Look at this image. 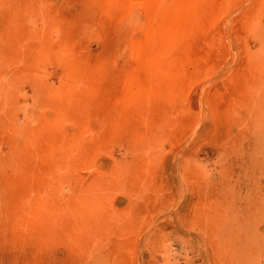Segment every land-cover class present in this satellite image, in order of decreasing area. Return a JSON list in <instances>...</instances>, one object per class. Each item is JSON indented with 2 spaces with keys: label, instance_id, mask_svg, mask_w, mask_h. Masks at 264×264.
Listing matches in <instances>:
<instances>
[{
  "label": "rangeland",
  "instance_id": "374dc122",
  "mask_svg": "<svg viewBox=\"0 0 264 264\" xmlns=\"http://www.w3.org/2000/svg\"><path fill=\"white\" fill-rule=\"evenodd\" d=\"M121 1L0 0V264H264V0Z\"/></svg>",
  "mask_w": 264,
  "mask_h": 264
},
{
  "label": "bare ground",
  "instance_id": "6f19581e",
  "mask_svg": "<svg viewBox=\"0 0 264 264\" xmlns=\"http://www.w3.org/2000/svg\"><path fill=\"white\" fill-rule=\"evenodd\" d=\"M120 1H121V0H120ZM133 1H134V2L137 1V2H140V4L143 3V4L145 5V3H146L147 1H149V0H128L126 3H131V2H133ZM153 1H154V0H153ZM114 3H115V2H114ZM121 3H124V0H122ZM126 3H124V4H126ZM147 3H148V2H147ZM148 4H149V3H148ZM144 5H143V6H144ZM146 5H147V4H146ZM146 5H145V6H146ZM130 6H131V5H130ZM121 22H122V21H121ZM153 32H154V31H153ZM156 33H158V32H155V34H156ZM149 35H150V34H149ZM151 35H153V34L151 33ZM149 37H151V38H149ZM149 37H148V38L152 40V38L154 37V35H153V36H149ZM166 39H167V38H166ZM158 45H159V44H158ZM134 46H135V45H134ZM135 47H136V46H135ZM135 47H134V48H135ZM134 50H135V49H134ZM154 51H155V52H156V51H161V52H162V49H161V48H160V50H159V49H158V50L155 49ZM164 53H166V52H163V53H155V55L153 54L154 56L152 55L151 57H149V59H148V61H147V66L153 68L152 66H154V64H156V63L158 62V63H157V64H158V67H157V65H155V68H156V67H157L158 69H160V67L162 68L163 66L159 65L158 58L161 57V56H159L160 54L162 55V54H164ZM17 54H18V52H17ZM163 56H164V55H163ZM159 60H160V59H159ZM163 60H164V59H163ZM261 64H263V66H264V59H262V63H261ZM167 66H168V65H167ZM168 67L171 68L170 64H169ZM32 68H33V67H32ZM34 68H35V67H34ZM155 68H154V69H155ZM258 68H259V69H258L259 72H261V71H262V70L260 71L261 65H260V67H258ZM263 68H264V67H263ZM28 69H29V68H28ZM168 69H169V68H168ZM162 70H164V68H163ZM164 71H167V70L165 69ZM259 72L257 73V71H256L257 74H255V75H256V76H257V75H258V76H259V75H262V73L260 74ZM252 76H253V75H252ZM256 78H257V77H256ZM258 78H259V77H258ZM258 78H257V79H258ZM261 78H262V77L260 76V79H261ZM136 79H137V82H138V83L135 82V84H136V83H137L136 85L140 84L141 82L139 83V81H138L139 78H136ZM136 79H135V81H136ZM147 80H148V79H147ZM260 81H261V80H260ZM262 81H263V80H262ZM255 83H256V82H255ZM147 84H148V82H147ZM256 84H257V83H256ZM260 84H261V83H260ZM143 86H144V85H143ZM145 86H146V85H145ZM261 130H262V129H261ZM263 130H264V129H263ZM28 139H29V138H28ZM253 147H254V146H253ZM255 147H256V146H255ZM253 153L255 154V152H253ZM261 153H262V152H261ZM256 156H257V154H256ZM253 157H254V155H253ZM253 159H254V158H253ZM256 159H257V158H256ZM232 198H233V197H232ZM42 208H43V202H42L41 199H40L38 202H36V203L31 207V209H35V210H40V209H42ZM24 209H25V208H24ZM24 209H23V210H24ZM26 211H27V210H26ZM235 228H236V227H235Z\"/></svg>",
  "mask_w": 264,
  "mask_h": 264
}]
</instances>
